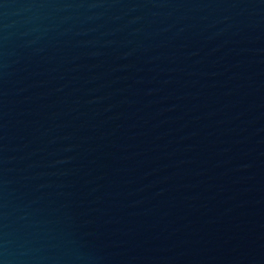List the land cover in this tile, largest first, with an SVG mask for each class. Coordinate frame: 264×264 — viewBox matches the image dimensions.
<instances>
[{
    "label": "water",
    "instance_id": "1",
    "mask_svg": "<svg viewBox=\"0 0 264 264\" xmlns=\"http://www.w3.org/2000/svg\"><path fill=\"white\" fill-rule=\"evenodd\" d=\"M0 264H264V0H0Z\"/></svg>",
    "mask_w": 264,
    "mask_h": 264
}]
</instances>
